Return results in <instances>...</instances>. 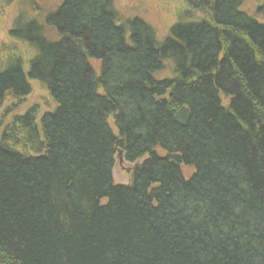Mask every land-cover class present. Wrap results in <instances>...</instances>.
I'll list each match as a JSON object with an SVG mask.
<instances>
[{
  "label": "trees",
  "instance_id": "16d2710c",
  "mask_svg": "<svg viewBox=\"0 0 264 264\" xmlns=\"http://www.w3.org/2000/svg\"><path fill=\"white\" fill-rule=\"evenodd\" d=\"M245 2L187 0L160 37L115 0H28L0 112L35 80L55 107L0 127V264H264V0Z\"/></svg>",
  "mask_w": 264,
  "mask_h": 264
},
{
  "label": "rangeland",
  "instance_id": "374dc122",
  "mask_svg": "<svg viewBox=\"0 0 264 264\" xmlns=\"http://www.w3.org/2000/svg\"><path fill=\"white\" fill-rule=\"evenodd\" d=\"M117 8L122 12L123 16L128 19L129 17L138 16L145 19L147 22L152 24L157 30L158 34L163 37L168 34L169 28L176 22L179 15L183 14L185 11L194 12V8L181 1L176 0H115ZM63 0H30L33 4L35 11L42 12L45 15L56 9ZM260 6H263L262 0H246L245 10L249 12H254ZM31 5L28 0H0V62L6 60L10 54V48L17 46L20 51L30 55L29 49L26 45H14L16 42L10 36L9 31L12 28V24L16 19L19 11L26 9L32 14L34 12L31 10ZM34 12V13H36ZM264 13V11H263ZM37 14V13H36ZM196 14V13H195ZM194 14V16H195ZM203 16L198 14V17ZM264 17V14H263ZM264 19V18H263ZM17 44V43H16ZM97 65V64H96ZM173 66L172 62L167 64L159 73V76H171V68ZM98 71V67L96 68ZM32 94L23 98L22 100L9 99L4 109L0 112V127L3 123H10L12 116L17 113H24L26 109L34 104L40 106L41 112L45 113L46 110H53L55 107V102L52 100L48 90L40 84L39 82H32ZM8 106V107H7ZM12 108V111H10ZM11 118V119H10ZM111 120V126L117 131L114 119ZM116 166L114 169L115 181L117 183L126 185L130 184L132 181V170L134 165L127 161L124 164L120 163L119 157L116 158ZM127 169H131L128 172ZM182 171L186 178H190L193 174V167L186 165L182 166Z\"/></svg>",
  "mask_w": 264,
  "mask_h": 264
},
{
  "label": "bare ground",
  "instance_id": "6f19581e",
  "mask_svg": "<svg viewBox=\"0 0 264 264\" xmlns=\"http://www.w3.org/2000/svg\"><path fill=\"white\" fill-rule=\"evenodd\" d=\"M176 1H181V2H183L184 1V3L186 4V6H187V0H176ZM189 4V6H191L192 8H194V11H195V9H196V7L197 6H195V4H193V3H188ZM22 11V10H21ZM23 11L26 13V14H30V11L29 10H26V9H23ZM187 11H188V9H187ZM158 36H160L159 34H158ZM161 37V36H160ZM34 82H39V81H37V80H35ZM40 83V82H39ZM32 85V84H31ZM183 110H189L188 111V113H189V115H190V118L188 119V121H186V123H185V125H183V124H181V123H179V121H177V113H179L180 111H183ZM177 113H176V115H175V117H176V122L177 123H179L181 126H183V127H185V126H187L188 125V123H189V120L191 119V115H192V113H191V109H190V107H182V108H180L179 110H177ZM119 154H118V156L117 157H119V159H120V157L122 156L123 158H124V152L120 149L119 151ZM121 153H123V155H121ZM124 161H126V160H123V162ZM123 162H120L121 164H124ZM127 162H129V161H127ZM130 163V162H129ZM133 165H134V168L136 167V165L137 164H139V162H136V163H132ZM116 166V165H115ZM190 167V166H189ZM114 169H115V167H114ZM130 171H128V169H127V171L128 172H131V169H129ZM113 173H114V170H113ZM112 173V174H113ZM115 176V174H113V177ZM114 179H115V177H114ZM116 182V181H115ZM117 183V182H116ZM117 184H120V183H117Z\"/></svg>",
  "mask_w": 264,
  "mask_h": 264
},
{
  "label": "water",
  "instance_id": "95a60500",
  "mask_svg": "<svg viewBox=\"0 0 264 264\" xmlns=\"http://www.w3.org/2000/svg\"><path fill=\"white\" fill-rule=\"evenodd\" d=\"M189 110H183L180 111L179 113H177V121H179V123L185 125L186 121H188V119L190 118V115L188 113ZM121 155H123V153H121ZM124 158L121 156L120 157V162H123ZM128 171H130L128 169Z\"/></svg>",
  "mask_w": 264,
  "mask_h": 264
}]
</instances>
